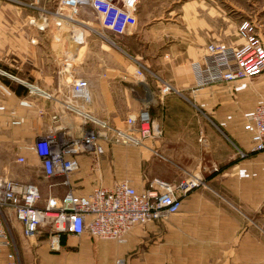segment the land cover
Returning <instances> with one entry per match:
<instances>
[{
	"label": "crops",
	"instance_id": "obj_1",
	"mask_svg": "<svg viewBox=\"0 0 264 264\" xmlns=\"http://www.w3.org/2000/svg\"><path fill=\"white\" fill-rule=\"evenodd\" d=\"M27 1L0 0V179L34 182L45 197L62 195L69 189L85 195L97 185L111 186L124 175L137 189L155 177L175 185L192 180L199 184L181 194L178 213L135 226L122 242L86 234L80 238L66 235L62 250L57 252L39 236L25 239L20 222L8 211L13 235L18 236L24 250L23 262L264 264V152L251 151L250 133L243 129L254 104L264 98V72L251 79L223 82L226 86L220 88L230 89L229 84H233L236 89L222 101L219 96L204 99L213 85L191 91L193 64L207 62L206 46L217 42L230 47L238 42L237 24L234 40H219L220 0H137V23L116 35L118 49H110L107 57L112 62H96L87 70L77 69L73 62L81 50L83 55L90 51L91 41L75 34V43L63 46L61 32L30 29ZM32 1L45 4L44 0ZM229 3L237 17L255 25L264 44V0ZM79 12L86 19L97 18L100 24L99 15L89 6ZM96 34L106 39L102 32ZM63 51L72 54L71 63L62 61ZM140 66L151 73L136 75ZM69 74L87 80L88 101L73 96ZM162 80L177 91L161 95ZM197 91L202 92L194 99L203 108L201 124L177 131L163 127L166 111L187 98L181 94ZM146 96L155 102L147 103ZM164 102L167 108L162 106ZM70 103L79 111L68 109ZM145 108L161 134L136 137L137 143L129 141L136 151L119 145L124 142L102 140L98 152L76 156L79 169L70 175L69 185L48 188L50 180L42 177L33 149L38 136L52 130L75 136L96 128L85 121L83 113L113 127L115 119L123 123L125 117L137 116ZM238 151L244 155L239 156ZM18 156L25 162H16ZM126 161H131L138 177L129 178L133 175L123 168ZM141 161L148 167L144 176L135 170ZM218 165L226 166L211 173ZM9 253V247H0V264H14Z\"/></svg>",
	"mask_w": 264,
	"mask_h": 264
},
{
	"label": "built area",
	"instance_id": "obj_2",
	"mask_svg": "<svg viewBox=\"0 0 264 264\" xmlns=\"http://www.w3.org/2000/svg\"><path fill=\"white\" fill-rule=\"evenodd\" d=\"M58 5L69 10L70 14L65 17L71 20L81 7L89 6L99 15L101 27L115 35L124 34L137 23V0H58ZM55 15L60 19V13ZM236 37L238 42L230 47L217 42L206 46L207 62L193 64L195 81L191 91L207 85L251 79L264 72V44L250 20L239 22ZM144 71L146 69L140 66L135 74L141 76ZM87 86L86 79H74L73 96L88 101ZM175 91L170 83L162 80L159 87L161 95ZM67 106L79 111L71 103ZM83 118L97 127L88 128L75 136L52 130L34 141L33 149L40 162L41 175L50 180L49 189L69 185L70 175L79 169L76 156L85 151L98 152L102 140L138 142L136 137L98 121L88 113H83ZM124 123L137 129L143 138L161 134V129L153 125L146 109H142L137 116L126 117ZM243 129L250 133L251 151L264 152V98L254 104ZM238 155L243 156L244 153L238 151ZM16 162L24 163L25 158L18 156ZM198 184V180H192L175 185L154 178L149 179L144 188L137 189L129 179L124 178L116 180L111 186L97 185L85 195L75 194L69 189L62 195L49 194L43 199L36 183L3 178L0 179V247H15L8 211H12L20 222L23 237L27 240L37 238L40 228L47 227L52 250L59 249L61 235L86 234L92 238L122 242L135 226L178 213L181 194ZM8 257L14 259L11 252Z\"/></svg>",
	"mask_w": 264,
	"mask_h": 264
},
{
	"label": "rangeland",
	"instance_id": "obj_3",
	"mask_svg": "<svg viewBox=\"0 0 264 264\" xmlns=\"http://www.w3.org/2000/svg\"><path fill=\"white\" fill-rule=\"evenodd\" d=\"M229 1H232V0H220L221 36H220L219 40L222 42L227 41L229 39L234 40V27L236 24L238 25L241 20H244V19H241L242 17H237L234 14V6L230 5ZM27 2H29V4H30L29 5V18H28L30 29H46V30L47 29H53V30H56L58 32H61V36H63L61 38V40H62L61 43L63 46H65L67 43H69L71 41H72V43H75L74 42L75 41L74 40L75 34L76 35L82 34L83 41H84V39L91 41L92 45H91L90 51H88L86 54L83 55V52L81 50V53L78 55L79 58L76 60V62H73L74 65L77 66L76 67L77 69L87 70L88 68H90L92 66V64H94L96 62H103L106 60H109L110 62H112L111 59H109L107 57L110 54V52H112V50H110V49H115V50L118 49L115 45L116 44L115 42L118 41V37L116 35H114L113 33H111L109 30L102 28L100 26V24H98L99 21L97 18L89 16L86 19L87 16L84 17L79 12L77 15H74L73 20H71V19L65 17V15L70 14L69 10L66 8H63V9L59 8L58 0H44V3H45L44 6L39 5L40 4L39 1L28 0ZM31 2H33V3H31ZM86 8H88V7H86ZM56 12L61 14L60 19L58 17H56V15H55ZM58 21L60 22V25H56V22H58ZM237 21H238V23H237ZM254 28H255V25H254ZM97 29H99V30H97ZM97 31L98 32L100 31L103 34H105L106 39H104L102 36L96 34ZM101 44H102V47H101ZM103 44H108L109 47L107 48V47L103 46ZM78 45H80V44L78 43ZM78 45L76 43V46H78ZM84 51H87V50H84ZM125 54H124V56L128 57L127 53H125ZM61 58H62V61L70 60V63H71L72 54L70 55V52L64 53V51H63L61 54ZM66 67L70 68L69 66H66ZM93 68H92V70H93ZM130 71L132 73H134V70L132 68L130 69ZM146 72L151 73V71H149V70ZM77 77H78V75L69 74V75H67V80L70 82L71 81L73 82L74 79H76ZM78 78H80V77H78ZM220 85L226 86V84L224 85V83L219 84V85H213L214 87L211 88L212 90L209 92V94L207 96H205L204 99L208 100V99H213L214 96H219L220 97L219 100L222 101L224 99L229 98V96L232 95L236 89V88H234L233 84H229L230 89L228 88L226 90L220 88L219 87ZM200 93H202V92L197 91L196 93L188 92L186 94H181L183 96H186L187 100L181 98V104L178 105V104L174 103L172 106V110L166 111V117L164 115V122H163V120L161 122V123H163L162 126L163 127L169 126L170 130H173V131H177L179 128L181 129V128H186V127L187 128L188 127L189 128L198 127L201 124V120L204 119L202 116L203 115L202 114L203 108L199 107V105L197 103H195L194 99H197V97ZM171 95H175V94H171ZM144 99L149 104L151 102L152 103L155 102L153 99H149L148 96H146ZM228 100H230V99H228ZM224 103L225 102H223V104ZM231 103H233V102H231ZM164 104H165V102H164ZM164 104L162 106H166V108H167V105L166 104L164 105ZM132 116H134V115L132 114ZM125 119H126V117L122 120L123 123L119 119H115V125L112 124V126L132 135L133 137H138V139H140L141 138L140 132L137 129L127 127V125L124 123ZM119 145H128L131 149L135 150V148H134L135 145H133L129 141H126V142L121 143ZM130 162L131 161H126L125 163H128V164L124 165L123 168H125L126 172H127V169L130 170V173H132L133 176H130V177L128 176V177L133 179V177H138V173L133 171V167L130 165ZM225 166L226 165H218L216 168H214L215 170L212 171L211 173L219 172V171L223 170V168H225ZM180 168H182V166H180ZM135 170L137 172H140L142 174V176H144V174H146V172L148 170V167H147L146 163L141 161V164L139 166H136ZM123 177L127 178V175H124ZM155 178L161 179L159 177H155ZM151 179H154V178H151ZM203 181H205V178L203 179ZM203 181L200 180V182H203ZM42 198L45 199L46 198L45 195H42ZM48 231L49 230L47 229V227H45V228L41 227L40 231L38 233L39 237L38 236L37 237L46 240V243L48 244V247L51 251L57 252V251L62 250V248H63L62 243L64 242V239L67 236L61 235L60 236L59 249L52 250L49 246L50 233ZM13 236H14V241H15V247L13 245L11 247H9L10 252L14 255V259H12V261L14 262V264H25V262H23V251L24 250L20 246V241L17 240L18 236L16 237L15 234ZM70 237L80 238L81 236H73L72 235ZM32 264H36V263L33 262Z\"/></svg>",
	"mask_w": 264,
	"mask_h": 264
}]
</instances>
